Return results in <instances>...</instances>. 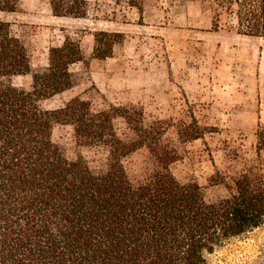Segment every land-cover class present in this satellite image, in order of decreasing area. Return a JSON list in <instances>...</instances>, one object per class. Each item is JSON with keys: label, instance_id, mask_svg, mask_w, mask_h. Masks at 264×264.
Wrapping results in <instances>:
<instances>
[{"label": "trees", "instance_id": "16d2710c", "mask_svg": "<svg viewBox=\"0 0 264 264\" xmlns=\"http://www.w3.org/2000/svg\"><path fill=\"white\" fill-rule=\"evenodd\" d=\"M203 1L215 11L214 30L224 18L241 35L264 38V0ZM127 2L143 13V0ZM19 3L0 0V13L16 12ZM85 4L50 0L55 16L84 17ZM122 39L120 32H95L93 56L111 57ZM83 60L80 42L66 37L49 49L47 67L32 72L24 40L0 18V264H205L227 241L264 224L259 168L235 178L229 196L208 203L197 183L182 184L171 172L178 153L162 143L161 124H144L142 110H96L80 96L44 109L43 99L73 87L71 66ZM29 73L31 90L12 83ZM119 117L134 138L118 135ZM57 123L72 126L80 145L105 148L106 171L94 173L82 157L67 159L53 140ZM184 131L187 140L202 134ZM141 147L158 169L134 182L123 159Z\"/></svg>", "mask_w": 264, "mask_h": 264}, {"label": "rangeland", "instance_id": "374dc122", "mask_svg": "<svg viewBox=\"0 0 264 264\" xmlns=\"http://www.w3.org/2000/svg\"><path fill=\"white\" fill-rule=\"evenodd\" d=\"M85 1L84 17L55 16L50 0H20L16 12L0 13L24 40L32 72L47 67L49 49L66 37L80 42L84 60L71 66L73 87L43 99L44 109L80 96L96 110H142L144 124H161L162 143L178 153L171 172L182 184L197 183L208 203L229 196L233 180L252 166L264 176V38L241 35L224 18L214 30L209 1L143 0V13L127 0ZM102 30L123 33L106 59L93 56L94 33ZM11 81L32 89V73ZM115 127L122 139L134 138L122 118ZM197 129L198 139L180 134ZM53 140L67 159L106 171L107 150L80 145L72 126L55 124ZM123 164L134 182L158 169L147 147ZM205 264H264V224L227 241Z\"/></svg>", "mask_w": 264, "mask_h": 264}]
</instances>
